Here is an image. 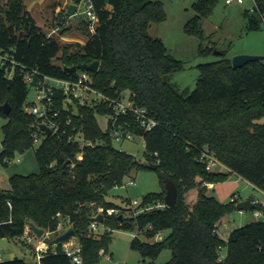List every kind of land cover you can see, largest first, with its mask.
I'll return each mask as SVG.
<instances>
[{
	"label": "trees",
	"instance_id": "1",
	"mask_svg": "<svg viewBox=\"0 0 264 264\" xmlns=\"http://www.w3.org/2000/svg\"><path fill=\"white\" fill-rule=\"evenodd\" d=\"M90 1L97 16L95 31L90 33L85 21L86 41L63 45L43 31L23 0H0V49L18 62L12 78L0 69V106L5 102L10 106L8 113L0 108V115L7 119L2 126V164L7 165L15 152L33 147L34 132L41 138L35 150L39 171L14 173L8 177L9 188H0V237L17 238L29 221L52 232L60 218L68 217L79 238L82 264L96 263L100 250L108 248L110 229L121 227L136 228L130 248L138 250L143 259L154 260L163 249H170L171 257L162 264H264V222L256 219L235 228L223 240L218 235L219 223L236 209L235 201L222 203L203 185L224 182L228 174L235 173L264 191V64L253 60L234 68L222 51L218 59L197 65L199 76L193 90H180L170 78L183 69L182 61L149 32L166 18L161 0ZM215 3L194 2L196 13L186 22L185 31L203 38L201 19L211 14ZM59 16L58 24L63 25ZM244 18L246 30L259 29L264 24V0H253ZM201 49L205 52L213 47ZM95 59L100 65L92 74L94 85L112 96L130 91L135 105L146 107L158 122L143 131L135 125L134 117L128 118L130 128L143 135V162L115 148L109 132L100 127L97 116L110 112L105 104L80 106L73 117L69 129L77 125L87 139L98 141L83 149L66 135L40 133L36 117L24 110L29 90L25 73L35 70L71 77L74 74L67 73L64 66ZM204 151L227 170L207 171ZM139 169L155 170L162 190L145 194L137 208L164 202V177L176 184L174 207L133 215L129 199L122 206L107 200L112 188ZM194 189L197 200L191 206L188 194ZM98 205L119 207L130 215L124 213L121 219L119 215L104 216L100 223L104 232L96 235L90 223ZM257 208L264 210L261 205L253 209ZM8 219L11 222H4ZM140 232L147 238L163 234L149 242L138 238ZM55 247L57 253L43 256L41 264H71L61 245ZM222 248L226 249L224 257ZM1 264L35 263L15 256Z\"/></svg>",
	"mask_w": 264,
	"mask_h": 264
},
{
	"label": "rangeland",
	"instance_id": "2",
	"mask_svg": "<svg viewBox=\"0 0 264 264\" xmlns=\"http://www.w3.org/2000/svg\"><path fill=\"white\" fill-rule=\"evenodd\" d=\"M28 8H32L31 15L48 34L54 28L56 31L51 36L56 37L63 45L82 43L85 38L83 33V23L86 20L87 0H82L74 15L67 18L63 25L58 24L60 11L67 8L66 2L71 0H24ZM164 3L166 18L160 23L154 24L149 32L158 36L169 50V53L181 60L183 69L171 75V82L180 90H193L199 76L197 65L218 59L217 51H225L227 56L232 58L237 54L260 55L264 57V24L256 30H246L244 11L251 9L253 0H243L241 3L236 0L230 4L226 0H216L211 14L201 19L203 38L196 34L185 31V24L195 15L192 7L198 0H161ZM67 28L65 32L60 30ZM85 35V36H84ZM84 36V37H83ZM213 47L203 52L201 48ZM264 64V58L260 59ZM57 62V61H56ZM35 100V91L29 88L26 98V105ZM98 123L102 129L106 128V119L103 115L97 116ZM7 119L0 115V151L1 140L3 138L2 126ZM39 142L24 152H15L7 165H3L0 160V188H9L8 177L14 173L27 175L39 171L35 150ZM113 146L119 150L132 154L141 162L144 161V141L136 136L133 141H113ZM221 168L218 166L217 169ZM134 180L135 184H127ZM125 185L112 188L106 195L107 200L117 205H125L126 199L140 203L142 197L149 192H159L162 184L158 173L152 169L133 170L124 180ZM208 187V194L215 196L222 203H229L233 193L238 197L235 204L249 198H258L264 202V191L254 187L242 176L235 173L228 174V179L224 182L216 183L214 188ZM197 200V191L194 189L188 194V201L192 206ZM255 209L233 210L226 214L219 223L218 235L223 240H227L230 232L242 225L256 220ZM104 232V227L99 226L95 231L96 235ZM163 233V232H162ZM136 234V228H113L110 229L111 239L106 251L100 250L98 261L93 264H162L169 260L171 251L163 249L154 260L143 259L139 251L130 248V241ZM50 237H53L51 235ZM138 238L143 241H155L158 236L147 238L143 233L138 234ZM21 243L16 237H0V250L4 259H11L15 256L23 258L27 262H36V255L30 247L23 245L26 252L20 249ZM225 248H222L220 255L224 256Z\"/></svg>",
	"mask_w": 264,
	"mask_h": 264
},
{
	"label": "built area",
	"instance_id": "3",
	"mask_svg": "<svg viewBox=\"0 0 264 264\" xmlns=\"http://www.w3.org/2000/svg\"><path fill=\"white\" fill-rule=\"evenodd\" d=\"M235 0H226L227 4L232 3ZM241 3L243 0H236ZM87 10H86V20L88 23V30L90 33L95 31V24L97 21L96 13L93 10V6L90 0H87ZM56 30L53 28L47 35L51 36ZM18 66V62L13 57L11 53L0 49V69H2L8 78H12L15 68ZM74 76L71 77H56L47 74L39 73L38 71L27 72L24 75V82L30 88L35 91V100L29 105H24V110L32 114L37 119V128L40 133L46 135L45 131L40 129V125L43 124L49 129L48 134H59L66 135L69 140L78 143L79 147L83 149L85 146L95 145L98 141H93L87 139L77 125H72L74 116L78 115V109L80 106L95 107L100 104H105L110 107V112L104 114L106 119V128L104 131H108L113 141H133L136 136L143 139V135L135 133L130 128V123L128 118L130 116L134 117L135 125L142 129L143 131H148L158 125V122L153 118L146 107H141L135 105L130 91L124 90L121 92H116V95H110L103 90L97 88L93 83V72L87 71L85 69H77L73 73ZM40 135L37 132L33 133V142H40ZM144 141V139H143ZM122 151V150H121ZM77 158H82V151L77 155ZM202 159L205 161V168L207 171H217V167L222 164L220 161L211 153L204 151L202 154ZM226 168V167H225ZM227 170V169H225ZM127 184L134 185L135 181L130 180ZM122 185H125L124 181ZM203 185L212 186V183L203 182ZM238 195L233 193L231 196V201H236ZM251 202L256 205H261L264 207V202L258 198H250ZM140 203L136 201L131 203L132 214L149 210L153 208H165L167 204L164 202H156L150 206L138 209ZM9 208L11 204L9 203ZM125 216H129V212H124ZM124 213L119 207H105L103 205L96 206L92 214V220L90 223V229L95 232L101 222H99L95 217L99 214L104 216L109 215H122ZM60 216L59 213H57ZM254 216L258 220L264 222V210L257 208L254 211ZM4 222H11L8 219ZM2 222H0L1 225ZM69 218H60L57 222V227L55 231H49L45 228L42 235L38 237L36 233L30 228L28 222L25 223L24 231L17 238L19 239L21 245H26L36 255L35 264H41V259L43 256L50 253H57L55 245L50 244L49 241L56 235L62 233L69 227ZM162 232L156 234L159 238L162 237ZM53 235V237H50ZM136 234H134L135 236ZM60 244V243H59ZM61 252L70 258L71 264H82L81 258V245L79 241H76L71 237L67 242L61 243ZM225 255V254H224ZM224 257V256H221ZM4 257L0 250V264L4 261Z\"/></svg>",
	"mask_w": 264,
	"mask_h": 264
},
{
	"label": "water",
	"instance_id": "4",
	"mask_svg": "<svg viewBox=\"0 0 264 264\" xmlns=\"http://www.w3.org/2000/svg\"><path fill=\"white\" fill-rule=\"evenodd\" d=\"M81 1L82 0H71V2L67 4L66 10L60 13V16H59L60 20L66 21L68 17L74 15L77 11V6ZM216 53L221 54L220 51H217ZM262 58L264 57L260 55L237 54L231 58V62H232V66L234 68H237V67H240L246 64L249 61L260 60ZM99 65H100V61L98 59H95L91 61L90 63H80V64L73 65V66H64L63 69L69 74H73L74 72L77 71V69H85L87 71L95 73L98 70ZM0 108L5 113H8L10 111V106L7 102L2 104ZM39 127L41 130L45 131V133L47 134L49 133V129L45 125L41 124ZM148 166L150 168H155L156 164H148ZM163 183H164V188H165L164 201L168 207H174L177 202V195H178L176 184L173 180H171L168 177L163 178ZM253 208H254V204L251 202L250 198L243 200L241 202H238L236 204L237 210H251ZM95 218L99 222H102L103 215L99 214ZM119 218L121 219L122 215H119ZM28 224L38 237L42 235L44 231L42 227L37 226L35 223L31 221H29ZM71 237H73L76 241H79V238H78V235L75 229L73 228V226L70 225L69 227H67L65 231L53 237L49 241V243L50 244H59V243L61 244V243L67 242ZM22 249H24V247H22Z\"/></svg>",
	"mask_w": 264,
	"mask_h": 264
},
{
	"label": "crops",
	"instance_id": "5",
	"mask_svg": "<svg viewBox=\"0 0 264 264\" xmlns=\"http://www.w3.org/2000/svg\"><path fill=\"white\" fill-rule=\"evenodd\" d=\"M23 1H24V0H23ZM39 1L44 2L45 0H39ZM24 4H25V1H24ZM66 4H68V2H66ZM25 5H26V9H27L29 12L32 13V11H33L32 8L29 9L28 6H27L28 4H25ZM63 22H64V21H63ZM84 36H85V35H84ZM84 36H83V37H84ZM87 37H88V36H85V38L82 39V44L86 41ZM225 169H226L225 166L222 164V165H221V168L217 169V171H225ZM214 186H215V184L212 185V188H214ZM19 247H20V249H21L22 252H26V248H25V247H24V249H22L23 245H20Z\"/></svg>",
	"mask_w": 264,
	"mask_h": 264
}]
</instances>
